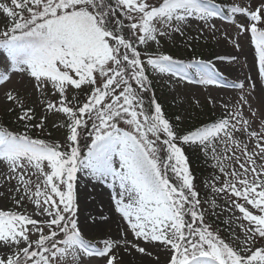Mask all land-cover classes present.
Listing matches in <instances>:
<instances>
[{"label": "snow or ice", "instance_id": "1", "mask_svg": "<svg viewBox=\"0 0 264 264\" xmlns=\"http://www.w3.org/2000/svg\"><path fill=\"white\" fill-rule=\"evenodd\" d=\"M208 34L247 41L256 76L225 82ZM191 86L219 116L186 127ZM0 105V264H264V0H0ZM81 183L107 215L81 219Z\"/></svg>", "mask_w": 264, "mask_h": 264}, {"label": "rangeland", "instance_id": "2", "mask_svg": "<svg viewBox=\"0 0 264 264\" xmlns=\"http://www.w3.org/2000/svg\"><path fill=\"white\" fill-rule=\"evenodd\" d=\"M231 2V0H229ZM247 2V0H246ZM218 27H220L222 30L226 27L225 24H222L220 21H217ZM196 25H193L192 28L189 30V34L192 36L196 35ZM233 35L235 33L233 32ZM219 37V33L217 34ZM182 38L176 37V46H179L183 48V45L180 43ZM167 49L175 52L176 48L172 45L171 42H169L166 45ZM193 47L195 49V52L198 54H202L204 58L211 59L213 57V54L216 55H232L236 56L238 59V63H234L231 60H225L222 64L218 63V66L220 67L221 71L224 73V80L227 83H234L237 82V79H243L246 76H256V68L254 64V49L252 46L247 42V41H242V49L240 51H237L232 45L227 44V42H223L218 44L216 39H213L211 34H208L205 37H202L199 41V46L197 44H193ZM189 55V52L186 53ZM170 89H165L161 88L159 85H157V97L158 100L162 105H166V111L169 114H176L178 111H181L179 107L176 105L179 103V101L174 102V98L172 95H169ZM189 92V97H188V102L185 103V108H188V115L189 119L186 120L185 126L190 127L193 124H199L200 122H204L205 120H208L211 116L213 115H219L218 111H213L212 107L210 104H207V96L209 94L208 89H204L198 86H191L188 90ZM211 94L213 96L217 97H223L224 99H229L231 96V93L229 92L227 95L225 93V90H218V89H212ZM193 95L198 96L200 100L202 101L201 107H196L194 102L192 101ZM259 93H257V96L254 97V99H258ZM181 100L184 99L183 97L180 98ZM39 111V109H38ZM4 114V108L2 105H0V117L3 116ZM5 115V114H4ZM8 126L12 128H16V125L14 123V118L8 117L7 121ZM51 121H49V127L46 130V134L48 132L52 133L53 139L55 138H60L61 133L56 132L54 129L51 127ZM44 133V134H45ZM90 185L87 186V188L84 187L83 183L79 186L78 189V194L79 197L81 198V195L84 194H95L98 195L99 198H102L103 205L106 210H104L107 214V207H108V195L104 192V190L100 187H96L93 189L92 186ZM101 204V203H99ZM10 206V205H9ZM83 211V208L81 206V212ZM95 215L94 213H92ZM89 215H86L84 212H82L81 219L83 220L84 217H87ZM112 227L113 228V233L116 231V223ZM131 238V237H129Z\"/></svg>", "mask_w": 264, "mask_h": 264}, {"label": "trees", "instance_id": "3", "mask_svg": "<svg viewBox=\"0 0 264 264\" xmlns=\"http://www.w3.org/2000/svg\"><path fill=\"white\" fill-rule=\"evenodd\" d=\"M217 2L219 3H225L227 4V2L225 0H217ZM192 53L189 52V56H191ZM160 102V101H159ZM166 114L169 116V117H174V114H169L167 111H166V105H162ZM9 116L7 115H4L0 118V123H8L6 122L7 119H8ZM217 116H212L211 118H209L208 120H205V121H209V120H212V119H215ZM204 121V122H205ZM38 132V131H37ZM37 132H34L33 135H40L39 133ZM47 135V134H46ZM45 134L42 138L44 137H47ZM188 156H189V162H190V165H191V169H192V172L196 178V186L197 188L200 190L201 192V197L203 198L204 196V193L206 191H208L205 187H204V184H203V181L210 175V173L212 172V168H211V165L206 163L204 161V159L198 154V153H195L191 150L188 151ZM226 236V234H224Z\"/></svg>", "mask_w": 264, "mask_h": 264}, {"label": "bare ground", "instance_id": "4", "mask_svg": "<svg viewBox=\"0 0 264 264\" xmlns=\"http://www.w3.org/2000/svg\"><path fill=\"white\" fill-rule=\"evenodd\" d=\"M91 186V185H90ZM89 186V188H90ZM81 201V206L83 208V211L86 215H89L90 213H96L97 211L100 210H106L104 205H103V209H102V205L99 204L102 202V198H99L98 195L95 194H84L81 195L80 198ZM105 215H107V213L104 211ZM98 218V217H97ZM115 224L113 223L111 227H113ZM113 230V228H112ZM114 231V230H113Z\"/></svg>", "mask_w": 264, "mask_h": 264}]
</instances>
